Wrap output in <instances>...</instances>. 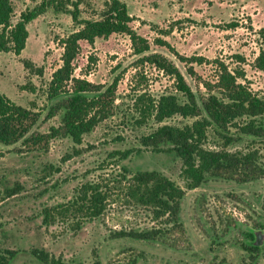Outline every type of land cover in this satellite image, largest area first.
<instances>
[{
  "label": "rangeland",
  "instance_id": "1",
  "mask_svg": "<svg viewBox=\"0 0 264 264\" xmlns=\"http://www.w3.org/2000/svg\"><path fill=\"white\" fill-rule=\"evenodd\" d=\"M61 1L67 11H73L72 3L78 5L79 21L99 18L108 2ZM120 1L149 51L137 54L121 34L98 38L93 45L79 42L72 62L75 79L104 88L118 79L113 115L84 135L80 145L49 136L70 95L53 96L49 83L62 65L63 40L77 29L72 16L48 9L27 26L20 55L0 53V93L30 112L23 138L0 145V251L14 253L10 264H46L35 251L44 260L64 264H264V245L251 255L243 248L249 244L245 233L250 228L264 231V133L254 137L230 129L222 133L231 138L228 144L209 128L204 147L227 152L229 168L186 190L175 222L167 215L157 218L152 207L128 193V179L137 172H158L184 187L181 160L143 146V138L157 127L143 115L149 100L163 94L184 100L172 78L144 56L159 54L170 60L200 106L209 94L207 87L219 78V62L229 70H243L241 82L264 99V72L254 66L264 46L259 35L264 0ZM40 2L12 0V23ZM193 56L203 63L181 62L180 57ZM193 120L173 117L163 124L182 127ZM128 150L132 154L125 159L113 157ZM246 156L250 163L245 166ZM85 185L101 193L104 209L99 217L90 219L77 200ZM121 232L145 239L119 237Z\"/></svg>",
  "mask_w": 264,
  "mask_h": 264
},
{
  "label": "trees",
  "instance_id": "2",
  "mask_svg": "<svg viewBox=\"0 0 264 264\" xmlns=\"http://www.w3.org/2000/svg\"><path fill=\"white\" fill-rule=\"evenodd\" d=\"M72 6L73 11H67L61 0H41L34 8L21 12L18 20L12 23L14 16L12 0H0V53L20 55L28 38L27 26L48 9L72 16L77 29L63 40L62 65L52 74L49 83V90L53 96L60 93L70 95L60 107L63 111L59 125L51 127L49 136L51 139L66 137L75 145H80L84 135L90 134L100 122L113 115L118 79H114L105 88L75 79L72 62L79 53V42L93 45L98 38L121 34L129 38L137 54L147 53L149 43L132 29L130 26L132 17L128 14L126 5L120 0H108L99 18L92 20L79 21L76 16L78 5L72 3ZM259 35L264 39V29L260 30ZM157 41L173 51L165 41ZM180 59L184 63L199 65L204 61L203 58L195 56ZM144 60L171 77L176 93L184 100L180 101L175 94H163L157 99L149 100L147 111L143 110V115H147L157 127L143 138V146L153 147L157 152L173 153L179 158L182 163L180 177L184 187H179L158 172H137L128 179V193L140 204L152 207L157 218L167 215L175 222L185 191L197 188L208 174L224 167L229 168L227 152L204 147L207 130L212 128V131L228 144L231 143V138L222 133L230 129H235L241 135L261 137L263 135L261 133H264V99L241 82L245 77L243 70H229L219 62V78L213 86L207 87L209 94L200 106L183 75L170 60L159 54H149L144 56ZM254 66L264 72V46L260 49ZM188 73L193 74L189 68ZM201 114H204V117H201ZM29 115V110L16 105L0 93V145L9 146L23 138L24 125ZM173 117L194 120L182 127L163 124ZM161 144L166 147H160ZM130 154H132L130 150L116 152L113 157L122 160ZM244 160L245 164H242L248 165L250 156H246ZM98 190L85 185L81 188L83 197L77 199L88 211L90 219L99 217L104 209L103 198ZM119 235L145 239L143 234L133 236L121 232ZM245 235L249 239V244L243 245V248L251 255L259 246L253 244L255 241L253 232L248 230ZM34 253L46 264H64L53 258L44 260L42 252ZM13 255L11 251H0V264H10ZM92 264L100 263L95 261Z\"/></svg>",
  "mask_w": 264,
  "mask_h": 264
},
{
  "label": "water",
  "instance_id": "3",
  "mask_svg": "<svg viewBox=\"0 0 264 264\" xmlns=\"http://www.w3.org/2000/svg\"><path fill=\"white\" fill-rule=\"evenodd\" d=\"M251 232H253L254 236H255V241H254V245L256 246H262L264 245V231L259 229V230H253V229H249Z\"/></svg>",
  "mask_w": 264,
  "mask_h": 264
}]
</instances>
